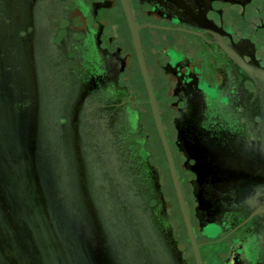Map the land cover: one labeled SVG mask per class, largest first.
<instances>
[{
    "label": "water",
    "instance_id": "obj_1",
    "mask_svg": "<svg viewBox=\"0 0 264 264\" xmlns=\"http://www.w3.org/2000/svg\"><path fill=\"white\" fill-rule=\"evenodd\" d=\"M139 4L200 229L264 264V56L214 0ZM0 264H187L105 0H0Z\"/></svg>",
    "mask_w": 264,
    "mask_h": 264
},
{
    "label": "flooded vegetation",
    "instance_id": "obj_2",
    "mask_svg": "<svg viewBox=\"0 0 264 264\" xmlns=\"http://www.w3.org/2000/svg\"><path fill=\"white\" fill-rule=\"evenodd\" d=\"M214 1L230 31L252 53L264 56V0ZM105 2L186 263L198 264V261L186 223L183 205L198 244L202 264H222V247L200 229L176 132L139 0H105ZM140 55L150 88L144 77ZM150 92L153 93L165 142L156 120Z\"/></svg>",
    "mask_w": 264,
    "mask_h": 264
}]
</instances>
